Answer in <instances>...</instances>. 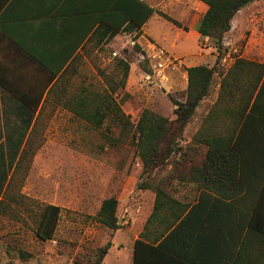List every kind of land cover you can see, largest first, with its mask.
Returning a JSON list of instances; mask_svg holds the SVG:
<instances>
[{
    "label": "crops",
    "instance_id": "crops-1",
    "mask_svg": "<svg viewBox=\"0 0 264 264\" xmlns=\"http://www.w3.org/2000/svg\"><path fill=\"white\" fill-rule=\"evenodd\" d=\"M141 1L156 10L168 8V3L172 9L186 7L190 15L197 16L196 8L181 6L182 1ZM263 1L252 3L233 18L220 61L233 64L245 58L264 64V16L246 14ZM196 2L202 15L190 30L199 34L207 6ZM111 5L112 0H0V201L14 176L34 168L40 139H51L53 126H65L59 116L74 109L92 110L90 99L100 90H109L107 83L100 89L85 82L80 65L90 59L92 45L111 47L128 41L124 32L101 40L99 24L91 29L98 16H107L99 10ZM155 16L160 17L156 13L143 32ZM206 40L213 45L212 39ZM221 79L217 73L211 95L203 100L194 120L202 105V119L208 115L218 98ZM252 107L254 115L247 125L235 127L237 135L244 127L246 155L255 158L260 157L256 143L264 139V74ZM224 121L218 124L220 132L229 128ZM189 144L192 149L185 157L178 154L175 162L162 169L138 170L132 185L122 184L117 190L126 227L114 233L103 264L109 260L116 264H264V172L227 168L226 153H218L210 163L208 146L194 139L182 141L184 146ZM260 144L264 146L263 141ZM146 181V188H140Z\"/></svg>",
    "mask_w": 264,
    "mask_h": 264
},
{
    "label": "rangeland",
    "instance_id": "rangeland-1",
    "mask_svg": "<svg viewBox=\"0 0 264 264\" xmlns=\"http://www.w3.org/2000/svg\"><path fill=\"white\" fill-rule=\"evenodd\" d=\"M172 1H182L181 6L191 4L198 9H194L197 16L190 15L186 7L176 5L172 9L169 3L168 8L158 7V12L167 13L182 28L155 16L146 25L145 34L142 29L124 32L129 35L127 42L118 41L111 47L92 45L90 59L80 65L85 82L90 81L100 89L107 83L109 93L112 87L115 89L113 96L133 122L146 109L175 119L170 96L185 100L187 68L217 65L219 71H226L232 65L230 61L218 62L219 53L213 39V45L205 43L206 39L190 30L202 15L196 0ZM262 6L246 14L264 16ZM157 49L165 50L170 59H164L162 66ZM126 64L129 65L127 77ZM73 90L79 91V88L74 86ZM215 95L216 92L214 98ZM204 111L202 105L200 116L187 126L183 140L193 139ZM59 118L65 120L61 122L65 126H53L51 139L43 142L40 139L34 168L29 167L26 175L20 171L18 177L14 176L0 201V264H89L95 252L112 239L111 231L96 218L102 202L117 198L115 193L122 184L132 185L138 170L143 169L140 158L128 143L112 145L107 141L108 130L114 131L113 137H119L120 133L110 119L101 129H95L69 112ZM48 205L59 207L61 214L54 238L42 241L36 231ZM119 209V222L125 226ZM107 264L116 263L109 260Z\"/></svg>",
    "mask_w": 264,
    "mask_h": 264
},
{
    "label": "trees",
    "instance_id": "trees-1",
    "mask_svg": "<svg viewBox=\"0 0 264 264\" xmlns=\"http://www.w3.org/2000/svg\"><path fill=\"white\" fill-rule=\"evenodd\" d=\"M207 6L198 32L204 39H213L219 53L218 62L221 60L224 50V39L231 30L233 18L252 3L258 0H200ZM107 12V16H98L92 23L93 30L99 24L97 34L101 40L112 39L122 32L140 31L145 24L158 13L165 20L182 28V24L169 17L141 0H112V5L106 9H100L99 13ZM185 31L189 28L183 27ZM100 44V43H99ZM188 84L185 100H178L173 96L170 99L175 106V119L159 115L151 110H144L136 122L131 120L120 103L115 99L111 91L99 93L97 97L90 99L94 106L92 110L74 109L72 113L87 121L95 129H101L107 119L112 121L120 131L119 137H113L114 131H107V141L112 145L128 143L134 148L144 168V173L156 169H162L170 164L178 154L188 152L191 145H182L184 132L187 126L194 121L197 110L204 99L211 95L215 75L219 73L222 77L218 98L213 104L208 115L201 121L199 130L193 135V139L202 142L209 147L210 163H214L218 153H226L224 161L227 168H257L264 172V146L256 143V151L260 157H247V142L242 139L245 134L244 127L237 135L236 124L247 125L248 119L254 115L252 107L255 92L262 81L264 64H259L245 58H238L226 71H219L217 65L209 67L206 65L189 67ZM129 65L126 64L125 77L128 76ZM225 74V75H224ZM55 76L56 73H53ZM251 75L253 80L251 81ZM113 92V93H112ZM87 102V100H85ZM225 119H220L219 117ZM221 117V118H222ZM224 121L229 125L227 131L220 132L218 124ZM246 124V125H245ZM176 125L177 129H176ZM263 148V149H262ZM192 149V147L190 148ZM176 159L173 161L175 162ZM147 181L140 185L146 188ZM119 201L116 197L106 198L98 211L97 221L114 233L124 229L123 222L118 217ZM61 209L57 206L48 205L38 225L36 236L42 241L54 238L60 219ZM113 243L108 241L105 246L95 252L89 264H103Z\"/></svg>",
    "mask_w": 264,
    "mask_h": 264
},
{
    "label": "built area",
    "instance_id": "built-area-1",
    "mask_svg": "<svg viewBox=\"0 0 264 264\" xmlns=\"http://www.w3.org/2000/svg\"><path fill=\"white\" fill-rule=\"evenodd\" d=\"M157 57H158L159 60H161V64H160L161 66H162V61L164 59L170 61V59L167 56V52L165 50H163V49H157Z\"/></svg>",
    "mask_w": 264,
    "mask_h": 264
}]
</instances>
